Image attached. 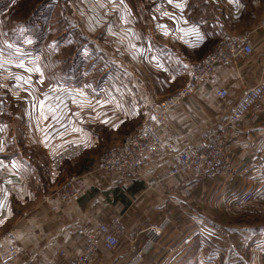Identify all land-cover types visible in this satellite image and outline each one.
<instances>
[{"label": "crops", "instance_id": "obj_1", "mask_svg": "<svg viewBox=\"0 0 264 264\" xmlns=\"http://www.w3.org/2000/svg\"><path fill=\"white\" fill-rule=\"evenodd\" d=\"M67 3L81 30L66 29L63 40H37L41 50L34 56L28 57L26 38L13 42L18 33L0 38V170L9 173L0 178V242L18 241L22 249L7 264L54 257L67 264L82 251L79 227L119 218L126 230L139 232L167 216L169 228L141 264H264V213L244 214L235 204L246 191L264 203V96L229 130L224 159L199 179L169 176L165 155L135 178L96 168L107 149L146 123L154 103L186 85L192 62L221 39L255 30L264 0ZM44 11L33 14L32 28ZM12 12L3 7L0 22ZM257 36L251 56L217 68L216 85L228 90L229 103L264 79V34ZM13 44L18 53L6 49ZM229 103L200 86L159 134L177 148L196 142L227 116ZM74 173L85 176L87 188L61 203L55 190ZM145 241L143 233L136 243L121 238L115 249L102 245L93 264H128Z\"/></svg>", "mask_w": 264, "mask_h": 264}, {"label": "built area", "instance_id": "obj_2", "mask_svg": "<svg viewBox=\"0 0 264 264\" xmlns=\"http://www.w3.org/2000/svg\"><path fill=\"white\" fill-rule=\"evenodd\" d=\"M257 34H264V19L255 30L246 31L234 38L221 39L207 55L192 62L191 74L186 85L154 103L146 123L125 135L122 142L107 149L99 157L96 168L111 174L135 178L141 175L144 164L165 155L170 162L169 176L190 175L194 179H199L212 172L226 156L229 130L234 128L264 96V79L261 78L256 84L246 86L240 97L233 103H229L228 90L216 85L217 68L221 64H236L251 56L255 50ZM200 86L211 88L223 102L229 103V113L224 119L208 128L198 141L189 142L177 148L170 140L159 134V127L169 119L173 110L181 102L189 99ZM2 148L3 145L0 142V151ZM8 176L7 171L0 170V178ZM86 188L85 176L74 173L59 184L55 194L59 201L64 203L80 197ZM256 200L257 195L254 191H246L239 196L235 204L240 208H246L258 203ZM258 204L260 205L258 209L264 212V203ZM170 222L171 219L167 216L161 223L139 232L126 230L119 218L100 223L97 227H79L77 233L83 241L82 251L67 264H93L102 245L107 249H115L121 238L136 243L140 235L144 233L146 241L128 262V264H141L145 255L164 234ZM59 253L63 255L64 251L60 250ZM21 254L22 249L18 241H13L9 245L0 242V264H7ZM38 264L59 263L54 257Z\"/></svg>", "mask_w": 264, "mask_h": 264}, {"label": "rangeland", "instance_id": "obj_3", "mask_svg": "<svg viewBox=\"0 0 264 264\" xmlns=\"http://www.w3.org/2000/svg\"><path fill=\"white\" fill-rule=\"evenodd\" d=\"M67 1L68 0H57V1L56 0H0V18L3 11V7H12V11H13L12 15L6 16L4 21L0 22V38L4 39L3 34H6L7 36V35H13L14 32L18 33L16 37H13V42L17 40H22L25 42L24 39L26 38L28 40V47H27L28 57H31L37 53L36 52L37 50H41V47L39 46L40 44H37V40H50L49 38L51 39L54 38L55 40H63L66 38L68 32L66 31V29H69L70 31V28L73 29L72 31L77 33L76 29L81 30L82 22L77 18V16L75 17V15L73 14L74 11L67 3ZM39 9H42V11L46 9V11H44L45 13H42L41 16L37 17L39 19L38 24L36 25V27L34 26V28H32L33 26L31 27V24L34 25L35 19L33 21H30V19L33 16V14ZM19 11H22V13L19 14ZM10 13L11 10L9 11L8 14ZM1 23H6V26L9 24L10 31H8L7 29L8 27H5L7 33H4L2 31ZM22 23H26L29 29L26 31L25 36L20 37L18 31H19V26ZM80 32L82 33V31H79V33ZM22 34H24V32ZM6 49L12 52H16L17 50H19V47L18 44L17 45L13 44L12 47H7ZM43 49H45V52L47 53L50 52L48 54V57L51 58L50 55H52L53 52L50 51L51 47L48 44H45ZM18 52L19 51H17V53ZM31 60L32 59H30L29 61ZM63 64L66 70L68 61L64 60L63 63H61V66ZM259 207L260 205L258 203H255L249 207L241 208V212L244 214H249L251 212H261L258 209ZM242 242H244V240L234 239L235 245H239V243ZM245 244L246 245L244 246L247 247L248 243L245 242Z\"/></svg>", "mask_w": 264, "mask_h": 264}, {"label": "snow or ice", "instance_id": "obj_4", "mask_svg": "<svg viewBox=\"0 0 264 264\" xmlns=\"http://www.w3.org/2000/svg\"><path fill=\"white\" fill-rule=\"evenodd\" d=\"M20 67H23V65H20Z\"/></svg>", "mask_w": 264, "mask_h": 264}]
</instances>
